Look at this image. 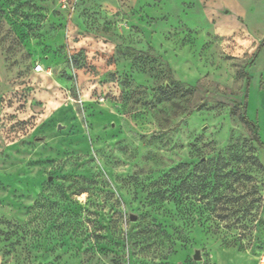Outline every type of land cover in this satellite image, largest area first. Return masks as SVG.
I'll use <instances>...</instances> for the list:
<instances>
[{
	"label": "rangeland",
	"instance_id": "374dc122",
	"mask_svg": "<svg viewBox=\"0 0 264 264\" xmlns=\"http://www.w3.org/2000/svg\"><path fill=\"white\" fill-rule=\"evenodd\" d=\"M0 264H264V0H0Z\"/></svg>",
	"mask_w": 264,
	"mask_h": 264
},
{
	"label": "trees",
	"instance_id": "16d2710c",
	"mask_svg": "<svg viewBox=\"0 0 264 264\" xmlns=\"http://www.w3.org/2000/svg\"><path fill=\"white\" fill-rule=\"evenodd\" d=\"M236 107H242L243 108V119L248 122L251 125V128L253 130V137L254 140L256 141V143L258 144V146L260 147V145L262 144L260 136H259V132H258V126L252 122L246 113V102L244 101L243 104L241 103H236L235 104ZM241 157H245L244 154L241 155ZM246 159H250L252 164H255L257 167H262L261 162L259 161V159L257 158V156L254 155H248L245 157ZM166 193V191H162V195H164Z\"/></svg>",
	"mask_w": 264,
	"mask_h": 264
},
{
	"label": "water",
	"instance_id": "95a60500",
	"mask_svg": "<svg viewBox=\"0 0 264 264\" xmlns=\"http://www.w3.org/2000/svg\"><path fill=\"white\" fill-rule=\"evenodd\" d=\"M130 218L132 221H136L138 219V216L136 214H131ZM194 258L197 260L201 259V254L199 250H196Z\"/></svg>",
	"mask_w": 264,
	"mask_h": 264
},
{
	"label": "built area",
	"instance_id": "2783aa9c",
	"mask_svg": "<svg viewBox=\"0 0 264 264\" xmlns=\"http://www.w3.org/2000/svg\"><path fill=\"white\" fill-rule=\"evenodd\" d=\"M43 70V66H42V64H37L36 66H35V71H42Z\"/></svg>",
	"mask_w": 264,
	"mask_h": 264
}]
</instances>
